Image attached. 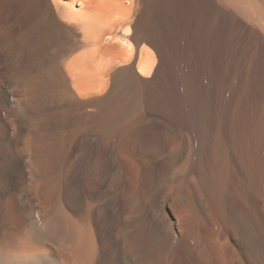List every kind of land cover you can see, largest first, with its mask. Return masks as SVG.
<instances>
[{"label": "bare ground", "instance_id": "1", "mask_svg": "<svg viewBox=\"0 0 264 264\" xmlns=\"http://www.w3.org/2000/svg\"><path fill=\"white\" fill-rule=\"evenodd\" d=\"M0 264H264V0H0Z\"/></svg>", "mask_w": 264, "mask_h": 264}]
</instances>
